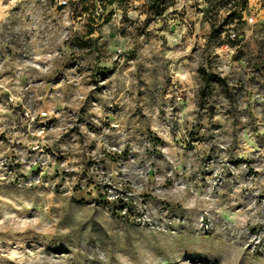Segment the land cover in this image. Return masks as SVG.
Masks as SVG:
<instances>
[{
  "label": "clouds",
  "instance_id": "9594fccd",
  "mask_svg": "<svg viewBox=\"0 0 264 264\" xmlns=\"http://www.w3.org/2000/svg\"><path fill=\"white\" fill-rule=\"evenodd\" d=\"M264 264V0H0V264Z\"/></svg>",
  "mask_w": 264,
  "mask_h": 264
},
{
  "label": "rangeland",
  "instance_id": "374dc122",
  "mask_svg": "<svg viewBox=\"0 0 264 264\" xmlns=\"http://www.w3.org/2000/svg\"><path fill=\"white\" fill-rule=\"evenodd\" d=\"M201 259H202L201 257L193 256V257H192L193 264H197V262H198L199 260H201Z\"/></svg>",
  "mask_w": 264,
  "mask_h": 264
}]
</instances>
